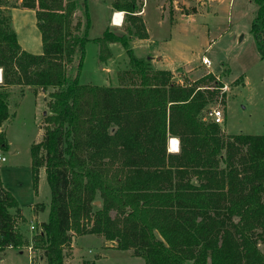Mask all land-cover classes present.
Returning <instances> with one entry per match:
<instances>
[{"label": "trees", "instance_id": "trees-1", "mask_svg": "<svg viewBox=\"0 0 264 264\" xmlns=\"http://www.w3.org/2000/svg\"><path fill=\"white\" fill-rule=\"evenodd\" d=\"M252 1L250 32L264 59V0ZM142 4L111 0L125 26L90 38L88 9L76 16L78 0H20L38 19L42 51L35 54L20 47L0 0V150L8 87L48 91L42 138L30 146L34 191L40 168L50 189L48 218L36 231L42 256L63 264L73 236L96 234L144 264H264V134H228L204 118L223 84L211 72L179 83L150 55H135L131 40L148 37ZM88 41L100 61L111 56L110 43L124 49L128 67L117 71V85L79 82ZM172 136L177 152L168 151ZM22 218L0 179V251L24 244Z\"/></svg>", "mask_w": 264, "mask_h": 264}, {"label": "rangeland", "instance_id": "rangeland-1", "mask_svg": "<svg viewBox=\"0 0 264 264\" xmlns=\"http://www.w3.org/2000/svg\"><path fill=\"white\" fill-rule=\"evenodd\" d=\"M78 1L80 7L76 16L84 19L83 5L88 9V37L100 36L105 28L108 0ZM190 3L193 4L187 7L180 2L179 5L183 8L177 10L175 17L178 19L188 14V32L173 33L170 41V29L159 27L157 18L151 14L146 17L150 39H132L130 44L133 52L139 57H145L156 47L163 49L170 55L171 61L163 63L162 66L172 68L174 64L175 75H180L182 82L192 83L189 76L196 77L211 72L227 85L225 96L221 97L223 91L219 88L218 100L206 106L223 109L224 120L220 127L228 134H264V59L259 56L256 42L250 32L251 22L257 12L256 4L252 0H227L217 13L207 15V12L212 10L205 9L200 0H192ZM125 24L123 21L122 26L113 28L120 31ZM161 36L166 39H161ZM97 50L96 42L86 43L79 82L117 85V71L128 67V57L124 49L119 43L113 44L110 46L111 56L105 61L99 60ZM201 53L210 58L209 67L200 62ZM76 62L77 60L69 70V75L75 73ZM178 62L181 63L177 64ZM45 95L47 99L48 91ZM43 97L38 92L25 89L23 93L12 91L8 99L9 117L2 126L7 148L1 150L6 160L0 161V179L3 186L15 197L23 215L19 229L26 241L21 248L8 247L0 251V264H28L27 245L30 244L37 264H46L36 231L29 230L31 222L38 226L41 221H46L49 211L50 189L44 168L39 170L35 192L30 155L31 144L42 138V121L47 109ZM36 202L44 206L42 210L37 206V213L32 208ZM73 240L74 238L64 250L63 262L72 258L70 248L73 243L75 257L78 258L74 259L73 264H144V259L133 255L131 249L108 246V243L114 245L115 242H105L102 236L83 234L77 235L75 241ZM259 248L264 250L263 242L259 243Z\"/></svg>", "mask_w": 264, "mask_h": 264}, {"label": "crops", "instance_id": "crops-1", "mask_svg": "<svg viewBox=\"0 0 264 264\" xmlns=\"http://www.w3.org/2000/svg\"><path fill=\"white\" fill-rule=\"evenodd\" d=\"M10 1L11 0H4L5 6H2V7H5L7 10V13L9 14L10 25L13 28V30L15 31L17 41H18L20 47L22 49L28 51V52H31V53H35V54L41 53V51H42V40H41V33H40V30L38 27V19H37L35 10L31 9V8H26V7L20 6L19 5L20 0H15L14 2H10ZM224 1H227V0H200V3L204 5L203 7L205 9H207V10L211 9L212 12H207L208 13L207 15H212V14L217 13V11L221 7V5H223ZM110 2H111V0H108L107 5H106L105 27L110 25V26H113L115 28H118L119 26H122L123 19L119 24H115L114 19L112 18V14L115 11H121L124 15V12L122 10H112ZM180 2L182 5L186 4L187 7L193 4V3L192 4L190 3V2H192V0H172V1H168V0H143L142 8H141V11L139 12V14H141V16L143 17V20H144V23L146 26V30L148 32V37L143 38V39H139V38H137V39L140 41H143V40L146 41V40L150 39L151 33H150V29L147 25L146 17L150 16L151 14H154V16L157 18L159 27L160 26L164 27V28L168 27L170 29L169 38H168L170 41L172 39L173 33L178 34L180 32H182V33L188 32L187 27H188L189 18L186 17V15H188V14H185V17L181 16L178 19L175 18L176 14L178 13L177 10L183 8V7H181L182 5H179ZM78 7H80V3H79ZM77 12H78V8L76 9V13ZM162 35L164 36L165 34H162ZM236 36L237 35H235V37ZM160 38L164 40L165 37L161 36ZM241 38H242V35H241ZM241 38H239V40ZM131 41H133V40H131ZM115 43H117V42L110 43L109 46H112ZM208 46H209V44H208ZM202 54H205V53H201L200 56ZM148 55H150L151 57H154L153 61L151 60L152 61L151 63L155 68L169 69L172 72L173 78L175 81H177L179 83H186V82H182L180 75H175V72L173 69L174 64L172 65V68L162 66L163 63H168V62L170 63V61H171L169 59L170 55L166 51H164L163 49H160V48L157 49V47H156V48L152 49L151 51H149L147 53V56ZM200 56H199V60H200ZM187 61H189V60H187ZM153 62H155V63H153ZM181 62H178L177 64H179ZM202 75H199L196 77H190L189 76V80L194 81L195 79L199 78ZM8 89H9L10 94L14 90H16L20 93H23V90H25V89L33 90V92H38L41 95H43L44 96L43 99L46 102V95L45 94L47 93V91H45L41 88H36L33 86H29V85H11L8 87ZM10 94H9V96H10ZM208 109L209 108L206 107L203 110L204 118H206L205 115H206V112ZM223 113H224V111H223ZM223 116H224V114H223ZM206 119H208V118H206ZM223 120H224V118H223ZM219 125L221 126V124H219ZM2 126H3V124H2ZM2 126H1V129L3 130ZM221 129H222V127H221ZM41 134H43V129L41 131ZM172 137L178 139V137H176V136H172ZM178 142H179V139H178ZM167 147H168V143H167ZM178 150H179V147H178V149L168 150V151L177 152ZM0 153H1V150H0ZM5 160H6V158H5ZM32 208L36 213L39 211L35 207V204H33ZM22 217H23V215H22ZM72 238H74L73 241H75L76 236H73ZM105 242H113V241L106 240ZM108 246L115 247V243H114V245L108 243ZM70 249H71L72 258H69L68 260L65 259L63 264H73L74 263V259L76 257H75V252H74V248H73V243L71 244ZM70 259H71V261H70ZM76 259H78V258H76Z\"/></svg>", "mask_w": 264, "mask_h": 264}, {"label": "built area", "instance_id": "built-area-1", "mask_svg": "<svg viewBox=\"0 0 264 264\" xmlns=\"http://www.w3.org/2000/svg\"><path fill=\"white\" fill-rule=\"evenodd\" d=\"M121 21L123 19V13L121 12ZM114 15H115V12H113L112 14V18L114 19ZM120 21V22H121ZM200 62L205 66V67H209L211 65V60L210 58L205 55V54H202L200 56ZM2 69L0 68V83L2 82ZM222 91L226 90L227 88V85L226 84H222V86L220 87ZM206 118L212 120L214 123H217V124H222L223 122V110L219 107H211L207 110L206 112ZM171 137L168 138V150H175V149H178L179 147V142H178V139H176V145L174 148L170 147V139ZM5 160V156L2 155L0 153V161H4ZM29 230L33 231H37L38 230V226L35 225L34 223H30L29 225ZM31 243V242H30ZM27 252H28V255H29V258H28V264H37V260L35 259V255L32 253V245H27Z\"/></svg>", "mask_w": 264, "mask_h": 264}, {"label": "bare ground", "instance_id": "bare-ground-1", "mask_svg": "<svg viewBox=\"0 0 264 264\" xmlns=\"http://www.w3.org/2000/svg\"><path fill=\"white\" fill-rule=\"evenodd\" d=\"M121 15H122L121 14V11H115V15H114V23L115 24H119L120 23V21H121ZM170 139H171V141H170V144L169 145H170V147L174 148L175 145H176V138L171 137Z\"/></svg>", "mask_w": 264, "mask_h": 264}, {"label": "water", "instance_id": "water-1", "mask_svg": "<svg viewBox=\"0 0 264 264\" xmlns=\"http://www.w3.org/2000/svg\"><path fill=\"white\" fill-rule=\"evenodd\" d=\"M240 38H241V37H240ZM44 113H45V112H44ZM95 203H96L97 205H99V204H100V201H96ZM20 252H21V251H20Z\"/></svg>", "mask_w": 264, "mask_h": 264}]
</instances>
